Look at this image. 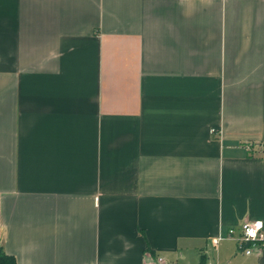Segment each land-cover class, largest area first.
<instances>
[{"label": "crops", "instance_id": "crops-1", "mask_svg": "<svg viewBox=\"0 0 264 264\" xmlns=\"http://www.w3.org/2000/svg\"><path fill=\"white\" fill-rule=\"evenodd\" d=\"M252 220L264 233V0H0L16 264H264L239 248Z\"/></svg>", "mask_w": 264, "mask_h": 264}, {"label": "built area", "instance_id": "built-area-1", "mask_svg": "<svg viewBox=\"0 0 264 264\" xmlns=\"http://www.w3.org/2000/svg\"><path fill=\"white\" fill-rule=\"evenodd\" d=\"M215 131V129H214ZM229 236L233 234V230H229ZM223 237L219 236L214 239V243L218 244ZM239 248L242 249L246 254H249L252 248H261L264 246V233L262 230V222L260 220L245 221L242 223L240 228V237L238 238ZM149 264H167L166 260L158 256Z\"/></svg>", "mask_w": 264, "mask_h": 264}, {"label": "trees", "instance_id": "trees-1", "mask_svg": "<svg viewBox=\"0 0 264 264\" xmlns=\"http://www.w3.org/2000/svg\"><path fill=\"white\" fill-rule=\"evenodd\" d=\"M0 264H16V259L13 255L8 254L0 243Z\"/></svg>", "mask_w": 264, "mask_h": 264}]
</instances>
